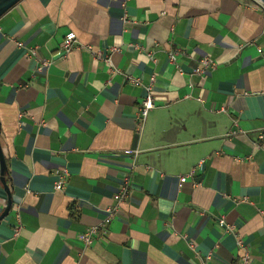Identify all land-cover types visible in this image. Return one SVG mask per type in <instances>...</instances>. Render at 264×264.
Instances as JSON below:
<instances>
[{
    "label": "crops",
    "instance_id": "0c3cea01",
    "mask_svg": "<svg viewBox=\"0 0 264 264\" xmlns=\"http://www.w3.org/2000/svg\"><path fill=\"white\" fill-rule=\"evenodd\" d=\"M71 30L104 59L61 51ZM205 58L213 67L196 73ZM152 76L155 108L138 133ZM261 133L264 11L254 0L18 1L0 16L13 197L0 264H246V253L264 264ZM129 174L131 194L108 220ZM7 199L0 178V214Z\"/></svg>",
    "mask_w": 264,
    "mask_h": 264
},
{
    "label": "built area",
    "instance_id": "2783aa9c",
    "mask_svg": "<svg viewBox=\"0 0 264 264\" xmlns=\"http://www.w3.org/2000/svg\"><path fill=\"white\" fill-rule=\"evenodd\" d=\"M255 2L258 3L259 7L264 11V2H261L259 0H254ZM19 46H23L22 43H18ZM83 45L79 43V40H78V36H76L75 32L74 31H69L66 33L65 35V39L62 43V46H61V51H63L65 54H67L68 52H70V50L72 49H75V48H81ZM83 47L87 48L88 50H90L95 56H97L98 58H101V59H104L103 55L101 52L99 51H93L92 50V47L90 45H84ZM260 51H262L261 48H259ZM29 52H31V54L35 55L36 52H35V49L31 48L29 50ZM178 52L179 51H171L169 53V60L171 63H173L175 66H178L177 65V62H176V58H177V55H178ZM109 58H107L108 60ZM44 65H48L50 64V61L49 60H46L43 62ZM214 63L212 61H209L208 58H205L202 60V66L201 67H198L197 70H196V73H202V72H205L206 70L208 69H211L213 67ZM129 78V80L140 86L143 84L142 80L139 79V78H134L132 76H127ZM156 80V77L155 76H152L151 78V83L149 84H146L145 87H146V92L147 94L145 95V97L141 100V103H140V108L136 114V118H135V121H136V130L138 131V133H142V130L147 122V116L149 114V112L155 108V103H154V97H153V86H154V81ZM232 132H235V131H232ZM260 138H264V133H261L260 134ZM65 173H62V175L60 176V179L58 180L55 188L56 189H62L65 184H66V180H65ZM188 176L186 175H183L181 177V182L184 183L186 182ZM131 182H132V178H131V175L129 174L128 176L125 177V180L124 182L120 185L118 191L116 192V199H117V202L115 203V206L111 209H109V212H108V220L111 219L112 217H114L116 214V210H117V206L119 205V203L127 200L130 196V185H131ZM219 222L222 226L225 227V229L229 232H232L235 230V225H233L232 223L229 224L227 222V219L224 217V216H221L219 218ZM99 230H100V226H92V227H89V229H87V231L83 234H81V238L82 240L85 242L86 246H88L90 243H92L95 239V235H98L99 234ZM241 241H240V245H241ZM188 245L195 249V244L193 241H189L188 242ZM243 245V244H242ZM248 257H249V254L246 253V256L243 258V261H245V263L247 264L249 262L248 260ZM207 258H210V255L207 256ZM204 264H207L205 261H204Z\"/></svg>",
    "mask_w": 264,
    "mask_h": 264
},
{
    "label": "water",
    "instance_id": "95a60500",
    "mask_svg": "<svg viewBox=\"0 0 264 264\" xmlns=\"http://www.w3.org/2000/svg\"><path fill=\"white\" fill-rule=\"evenodd\" d=\"M20 0H0V16L3 15L6 11H8V8L12 5L16 4ZM261 2H264V0H259ZM0 168H1V181L4 183L5 189L7 191V201L6 204L2 210V213L0 214V222L3 218H5L7 215H9L10 210L12 208L13 204V197L11 193V187L9 182H7V174L9 168L7 167V160H6V154H4L3 146L0 140Z\"/></svg>",
    "mask_w": 264,
    "mask_h": 264
}]
</instances>
